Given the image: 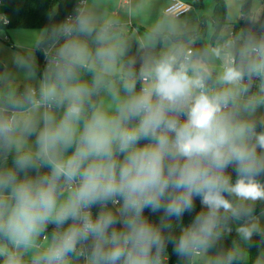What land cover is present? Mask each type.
I'll return each instance as SVG.
<instances>
[{"label":"clouds","instance_id":"obj_1","mask_svg":"<svg viewBox=\"0 0 264 264\" xmlns=\"http://www.w3.org/2000/svg\"><path fill=\"white\" fill-rule=\"evenodd\" d=\"M55 15L23 87L0 70V264H264V37L161 21L132 61L115 21Z\"/></svg>","mask_w":264,"mask_h":264},{"label":"rangeland","instance_id":"obj_2","mask_svg":"<svg viewBox=\"0 0 264 264\" xmlns=\"http://www.w3.org/2000/svg\"><path fill=\"white\" fill-rule=\"evenodd\" d=\"M90 8L103 19L116 22L118 31L128 46L126 60L135 61L137 57L149 51L158 52L162 47V38H158L155 49L146 47L150 34L161 21H170L174 24L177 34L192 32L191 37L182 38L191 42L189 47L196 52L223 44L232 40V22L241 19H257L263 7L262 0H224L225 12L223 21L218 24L213 15L214 0H200L201 5H196L194 0H186L191 8L187 13L174 16L164 9L169 4L166 0H131L124 4L123 0H89ZM87 2V0H85ZM246 4V12L242 6ZM86 6V4L84 3ZM43 27H4L0 25V63L2 69L5 64L16 74L17 82L23 87L25 81L22 73L12 65V57L16 54H27L33 45L37 34ZM167 35L168 39L175 40L176 35ZM38 56V53H37ZM216 67L220 61H215ZM139 65L137 64V67ZM1 69V70H2ZM258 83V82H257ZM253 82V90L255 85ZM264 224V220L261 221Z\"/></svg>","mask_w":264,"mask_h":264},{"label":"trees","instance_id":"obj_3","mask_svg":"<svg viewBox=\"0 0 264 264\" xmlns=\"http://www.w3.org/2000/svg\"><path fill=\"white\" fill-rule=\"evenodd\" d=\"M196 5L200 6V0L193 1ZM263 7L261 9L260 16L257 19H241L232 22V39L236 43V49L243 43L244 38L248 36H253L257 39L264 37V0ZM78 0H2L0 5V13L7 15L10 19V23L3 25L4 27H43L45 28L50 23L48 17L55 12L56 15L53 20L58 22L63 20L66 16L73 13V10L77 7ZM243 12H246L247 6L244 4L242 6ZM225 12V2L224 0H214L213 15L218 24L223 21ZM2 26V25H1ZM192 32H185L179 34L180 38L191 37ZM193 50V49H192ZM195 51V49H194ZM39 57V53H38ZM41 60V57H39ZM199 206V205H198ZM259 211V209H257ZM190 217L186 216L187 221ZM229 237L223 243L228 246L231 242ZM171 252V247L169 248ZM251 257L254 260L256 254L258 253L257 247H252L250 249ZM172 261H176V257H172Z\"/></svg>","mask_w":264,"mask_h":264},{"label":"built area","instance_id":"obj_4","mask_svg":"<svg viewBox=\"0 0 264 264\" xmlns=\"http://www.w3.org/2000/svg\"><path fill=\"white\" fill-rule=\"evenodd\" d=\"M84 3H85V0H78L77 6L84 7ZM1 4H2V0H0V5ZM190 8H191L190 3L184 2L182 0H170L169 4L165 8V11L174 16H180L186 13L187 11H189ZM40 63L41 64L43 63L42 57H41ZM253 82L257 83L258 80L254 79Z\"/></svg>","mask_w":264,"mask_h":264},{"label":"crops","instance_id":"obj_5","mask_svg":"<svg viewBox=\"0 0 264 264\" xmlns=\"http://www.w3.org/2000/svg\"><path fill=\"white\" fill-rule=\"evenodd\" d=\"M131 0H123V3L124 4H127V3H129ZM170 0H166V2H169ZM182 1H184V2H187L188 3V1H186V0H182ZM85 4H86V7H88V8H90V6H91V3H90V1L89 0H87V2H85ZM84 7H85V5H84ZM166 8V7H165ZM165 10V9H164ZM187 13V12H186ZM186 32H188V31H186ZM183 33H185V32H183ZM194 51V50H193Z\"/></svg>","mask_w":264,"mask_h":264},{"label":"water","instance_id":"obj_6","mask_svg":"<svg viewBox=\"0 0 264 264\" xmlns=\"http://www.w3.org/2000/svg\"><path fill=\"white\" fill-rule=\"evenodd\" d=\"M2 69V64L0 63V70Z\"/></svg>","mask_w":264,"mask_h":264}]
</instances>
